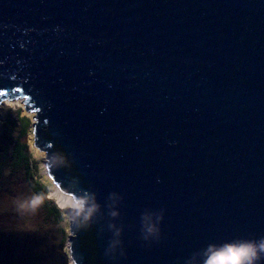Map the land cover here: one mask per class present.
Returning <instances> with one entry per match:
<instances>
[{"label":"water","instance_id":"95a60500","mask_svg":"<svg viewBox=\"0 0 264 264\" xmlns=\"http://www.w3.org/2000/svg\"><path fill=\"white\" fill-rule=\"evenodd\" d=\"M20 97L53 180L102 206L71 227L73 264H187L264 236V0H0V99Z\"/></svg>","mask_w":264,"mask_h":264},{"label":"rangeland","instance_id":"374dc122","mask_svg":"<svg viewBox=\"0 0 264 264\" xmlns=\"http://www.w3.org/2000/svg\"><path fill=\"white\" fill-rule=\"evenodd\" d=\"M23 102L24 97L0 102V143L10 147L22 134L21 116L32 120V127L23 139L31 146L30 152L39 164L42 180L50 187L48 197L60 208L61 214L50 213L41 204L34 213L18 211L22 201L37 196L22 171L6 169L0 183V264H73L69 246L70 237L75 234L55 196L61 188L44 167L48 162L46 151L33 147L34 125L38 120L34 117L38 110H25ZM72 203L73 199L67 205Z\"/></svg>","mask_w":264,"mask_h":264},{"label":"clouds","instance_id":"9594fccd","mask_svg":"<svg viewBox=\"0 0 264 264\" xmlns=\"http://www.w3.org/2000/svg\"><path fill=\"white\" fill-rule=\"evenodd\" d=\"M55 159L49 160L44 167H54ZM117 193L109 194L110 203L107 205L109 214L112 218L120 215L119 203L113 202V197ZM74 203L62 208L68 218L70 225L78 229L90 226L93 221L102 215V206L97 201L94 193L88 192L73 197ZM119 200L122 196L119 195ZM36 201V203H34ZM42 201L40 198L32 197L29 200L22 201L18 205L20 212H36ZM163 220V209L159 211L145 210L141 215L142 238L146 241L159 239L160 222ZM108 228L113 231L106 254L115 256L118 247L121 245L120 236L122 226L118 227L116 223L109 222ZM123 249L120 248V255H123ZM235 255V259H233ZM223 257V259H220ZM264 262V236L255 240H234L220 245L208 244L205 248L194 252L188 259L187 264H262Z\"/></svg>","mask_w":264,"mask_h":264},{"label":"trees","instance_id":"16d2710c","mask_svg":"<svg viewBox=\"0 0 264 264\" xmlns=\"http://www.w3.org/2000/svg\"><path fill=\"white\" fill-rule=\"evenodd\" d=\"M21 120L23 132L17 140L14 141L10 147L7 146V144L0 143V183L7 171L6 169H12L16 172L22 171L23 174L26 175V179L32 190L42 201L41 205L48 209L50 213L60 216V208L48 197L51 190L50 187L42 180L39 164L30 152L31 146L24 142L23 139L32 127L33 122L27 116H21ZM5 124L10 126L8 121H6Z\"/></svg>","mask_w":264,"mask_h":264},{"label":"bare ground","instance_id":"6f19581e","mask_svg":"<svg viewBox=\"0 0 264 264\" xmlns=\"http://www.w3.org/2000/svg\"><path fill=\"white\" fill-rule=\"evenodd\" d=\"M55 196L58 198V201L62 207H65L73 199L71 194L63 192L61 189L55 192Z\"/></svg>","mask_w":264,"mask_h":264},{"label":"snow or ice","instance_id":"6c2138e0","mask_svg":"<svg viewBox=\"0 0 264 264\" xmlns=\"http://www.w3.org/2000/svg\"><path fill=\"white\" fill-rule=\"evenodd\" d=\"M34 203H36V201H34ZM232 258L235 259V255H233ZM220 259H223V257H220Z\"/></svg>","mask_w":264,"mask_h":264}]
</instances>
